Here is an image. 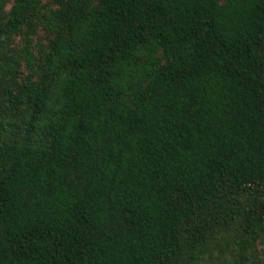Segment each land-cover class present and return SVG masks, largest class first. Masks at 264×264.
<instances>
[{"label":"trees","instance_id":"obj_1","mask_svg":"<svg viewBox=\"0 0 264 264\" xmlns=\"http://www.w3.org/2000/svg\"><path fill=\"white\" fill-rule=\"evenodd\" d=\"M262 245L264 0H0V264Z\"/></svg>","mask_w":264,"mask_h":264},{"label":"rangeland","instance_id":"obj_2","mask_svg":"<svg viewBox=\"0 0 264 264\" xmlns=\"http://www.w3.org/2000/svg\"><path fill=\"white\" fill-rule=\"evenodd\" d=\"M39 39H40V40H44V36H42L41 33H40V35H39ZM261 248H264V245H262ZM262 253H263V257H264V249L262 250Z\"/></svg>","mask_w":264,"mask_h":264}]
</instances>
